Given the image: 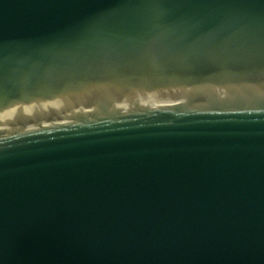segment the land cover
<instances>
[{
  "label": "water",
  "instance_id": "obj_1",
  "mask_svg": "<svg viewBox=\"0 0 264 264\" xmlns=\"http://www.w3.org/2000/svg\"><path fill=\"white\" fill-rule=\"evenodd\" d=\"M11 132L0 264H264V0H0Z\"/></svg>",
  "mask_w": 264,
  "mask_h": 264
}]
</instances>
